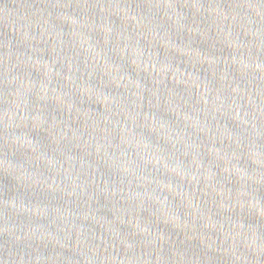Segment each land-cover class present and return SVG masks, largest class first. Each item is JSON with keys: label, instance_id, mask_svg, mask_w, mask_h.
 <instances>
[{"label": "water", "instance_id": "water-1", "mask_svg": "<svg viewBox=\"0 0 264 264\" xmlns=\"http://www.w3.org/2000/svg\"><path fill=\"white\" fill-rule=\"evenodd\" d=\"M0 264H264V0H0Z\"/></svg>", "mask_w": 264, "mask_h": 264}]
</instances>
